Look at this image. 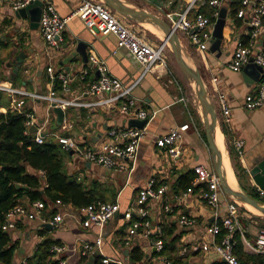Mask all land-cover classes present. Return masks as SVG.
I'll use <instances>...</instances> for the list:
<instances>
[{
    "label": "crops",
    "instance_id": "0c3cea01",
    "mask_svg": "<svg viewBox=\"0 0 264 264\" xmlns=\"http://www.w3.org/2000/svg\"><path fill=\"white\" fill-rule=\"evenodd\" d=\"M39 1L43 6L47 3L52 4L61 17H69L79 3L78 0ZM121 1L130 8L150 12L165 21L167 13L181 11L185 7V4L179 0H164L161 6L155 4L157 0ZM236 1L220 0L217 8L218 13L221 9L226 10L221 53L218 57L216 53L212 54L209 51V47L206 51H199L190 43L187 36L178 35V37L187 62L196 69L205 85L217 117V127L220 131L221 126L225 128L226 135L221 131L219 138L224 144L229 159L228 169L233 183L250 197L255 195L264 200V195L259 194L262 190L254 183L249 173L252 162L264 157V108L252 111L243 108L245 97L253 94L260 84L264 83V73L259 75L257 81H253L250 76L243 73L247 64L239 72H232L228 68L236 43L247 45L249 42L250 27L246 19H238L236 14L232 13ZM212 11L205 0H200L190 12L189 18L193 19L196 12L209 16ZM16 12L9 5L0 3V86L11 87L20 92L11 96L0 90L3 95L0 114L4 115L7 110H11L13 101L23 100V108L31 110V114L36 118L35 127H42L44 140L55 142L53 136L59 131L58 135H67L80 147L85 148L97 147L105 140L106 132L111 128L129 127V122L135 118L122 115L118 109L119 103L100 104L109 99V95L87 94L90 85L97 79V72L89 68L88 57L92 51L106 63L112 76L124 84H135L132 95L138 107L154 115L146 122L144 126L146 136L140 142L134 159L127 162L126 170L105 169L83 161L72 151L63 150L64 173L82 182L88 189H97L104 196L106 203H116L120 210L102 227L83 228L81 225L83 216L79 208L65 203L63 206H57L54 201L48 205L43 204V208L39 210L33 206L34 202L31 203L27 198H23L17 205L20 212L11 220L14 228L5 231L8 232L11 243H17L12 264H21L29 257H33L37 245L46 239L57 241L56 246L65 248L63 253L53 254L52 257L53 260L65 264H102L103 259H108L109 264H164L162 259L167 260V256L156 250L153 244L155 238H146L140 232L129 236L130 223L123 218V212L133 207L138 191L150 179H154L158 187L164 186L166 189L159 200L148 202L149 221L153 227L160 225L163 228L161 237L163 242L175 240L174 255L181 257L185 264H224L216 258L212 249L203 251L202 246L210 242L205 232L206 228L221 222L232 200L220 191L218 211L215 216L213 209L201 197L206 191L205 185L193 186L192 191L186 193L187 188L192 186V181L185 190L179 184L180 178L185 174L191 175L196 165H202L208 171L214 172L212 155L206 143L202 111L200 113L189 105L187 99L189 84L186 78L181 76L183 80H179L171 66L172 63L169 64L167 61L166 67L157 65L151 72L141 76L140 66L125 50H120L115 56L112 55L116 47L113 36L94 35L81 20L75 17L68 20L59 48L52 49L44 42L40 33V19L36 26H31L28 18H16ZM120 18L126 25L133 26L128 24L125 18L121 16ZM136 23L144 29L136 28L139 34L145 36L152 45H158L147 37L145 31L155 39L161 38L143 26L144 23ZM78 42L87 45V62H83L75 52ZM250 49V58L264 54V18L260 32ZM16 58L20 62L17 70L13 63ZM48 67L52 68L54 75L66 76V90L58 80L61 89L54 91L53 80H50L47 73ZM175 67L177 71L180 70L178 66ZM14 70L15 74H13ZM214 78H217V82L213 81ZM51 91L55 93V98L73 100L83 105L71 106L63 110L64 116L60 124L57 123V117L51 110L48 122L44 124L49 103L45 100L33 99L31 95L48 96ZM219 92H223L227 98L229 108L227 117L223 115L217 101ZM49 122L54 124L55 131L45 134ZM63 123L69 125L64 131L61 129ZM185 124L189 127L177 142L181 156L174 160L165 150L156 146V140L166 135L173 127ZM237 142L242 143L239 149L236 146ZM227 145L233 149V161L230 159ZM232 164L236 166V173ZM165 207H168L169 211H166ZM238 212L239 229L231 237L233 238L237 232L240 246L237 247V243L233 240V252L237 253L241 264H259L257 255L260 254L248 250L245 242L254 243L258 231L264 228V217L253 214L241 206ZM57 213L63 216V221L59 226L53 227L49 222ZM181 215L194 219V225L180 226L178 219ZM45 225L50 226L51 231L47 230ZM223 234L224 231L221 236ZM97 238L101 239V244L95 248L94 253L87 258L81 257L80 247L85 243H94ZM134 248L143 254V258L139 262L132 263L130 256Z\"/></svg>",
    "mask_w": 264,
    "mask_h": 264
},
{
    "label": "built area",
    "instance_id": "2783aa9c",
    "mask_svg": "<svg viewBox=\"0 0 264 264\" xmlns=\"http://www.w3.org/2000/svg\"><path fill=\"white\" fill-rule=\"evenodd\" d=\"M36 0H0L10 6L14 11H19L25 8L28 4ZM185 4L181 11L170 12L166 14V22L174 33L177 35H185L190 43L199 51H206L209 47V41L212 38V27L218 18L217 8L220 5V0H205L206 4L212 8L209 16H205L201 12H196L193 19L189 18L190 12L196 7L200 0H179ZM78 5L74 12L69 17H61L54 6L50 3L45 4L41 10L39 29L44 42L52 49H58L61 41V36L65 30L66 24L71 17L78 18L83 22L85 27L94 35L113 36L116 40V47L112 51L115 56L120 50H125L126 53L140 66L141 76L151 72L155 66L166 67L167 57L163 52L169 49L168 43L165 41L158 45H152L145 36L139 34L134 26H128L120 18L118 14L112 11L103 0H78ZM241 7L236 12V18L246 19L250 27L249 42L247 45L238 42L228 64V68L232 72H239L248 63L251 57V49L255 38L258 36L262 21L264 18V0H241ZM254 63L264 68V54H257L252 57ZM89 68L97 72V79L87 90L88 95L107 94L109 99L104 100L100 104L107 105L109 103H119V112L124 116H132L135 119L145 120L146 122L153 118L154 113H148L138 107L136 99L132 95L135 84H124L109 72V69L104 61L91 51L88 57ZM47 73L50 80H59L62 83V88L66 90V76L64 74H53L51 67L47 68ZM86 74V73H85ZM217 82V78L213 79ZM0 90L9 95L19 94L20 92L11 87L0 86ZM33 99L48 101L44 124H47L49 111L54 107H60L65 110L71 106H82L73 100H63L55 98V93L51 91L48 96L31 95ZM217 101L222 109L223 115H229L227 98L223 92H219ZM24 101H13L11 110L22 113ZM97 105V104H96ZM243 108L248 111L264 108V83H261L258 89L245 97ZM27 121L25 126L27 130L36 125V118L33 114H25ZM43 124V125H44ZM188 124L173 127L166 135L160 136L156 140V146L165 150L167 154L174 160L181 156V151L177 142L181 139L182 134L188 129ZM69 128V125L63 123L61 129L64 131ZM41 128H37L34 133V141L38 144L44 142V136L41 133ZM146 136V129L126 127V128H111L106 132L105 140L94 148L80 147L77 142L67 135H56L55 142L61 149L72 151L74 154L83 159V161L101 166L105 169H114L123 171L127 169V162L132 161L135 157L136 150L140 142ZM237 148H241L242 143H236ZM194 179L186 193L192 191V187L196 185H205L206 191L201 195L206 204L213 209L214 215L217 216L219 205V192L221 190L219 179L215 172L208 171L202 165H196L193 168ZM43 177V172L39 173ZM165 187L156 185L154 179L147 181L145 186L140 189L134 199L133 207L128 208L123 212V218L130 223L128 235L134 236L140 234L146 238L154 237V247L159 253L163 251V228L160 225L152 226L149 221V211L147 204L149 201L159 200L165 192ZM260 195L264 192L260 191ZM57 206H63L64 203L60 200L54 202ZM33 206L37 209L43 208L42 202H34ZM239 207L240 204L232 201L227 207V214L221 220L206 228L205 232L209 236V243L202 246L203 251L212 249L216 258L223 261L224 264H241L233 253L234 242L231 235L239 229ZM169 211L168 207L164 208ZM83 220L81 225L83 228L91 226L102 227L108 223L120 210L118 204L106 202H97L95 204L79 208ZM20 212L19 207H14L5 214L6 223L1 226L2 231H8L14 228V223L11 221L15 218V214ZM63 221V216L59 213L55 214L49 224L53 227L59 226ZM195 221L185 215H181L178 219V224L183 227L194 225ZM222 231L224 234L221 236ZM101 244V239L97 238L94 243H85L80 247L79 254L83 258L94 253L96 247ZM248 250L255 254L264 256V228L258 231V234L253 244L245 242ZM65 251L63 246H53L51 252L53 254H61ZM164 264H170L168 260L162 259ZM102 264H109L108 259H103ZM21 264H27L23 261ZM59 264H65L60 262ZM122 264V263H118Z\"/></svg>",
    "mask_w": 264,
    "mask_h": 264
},
{
    "label": "trees",
    "instance_id": "16d2710c",
    "mask_svg": "<svg viewBox=\"0 0 264 264\" xmlns=\"http://www.w3.org/2000/svg\"><path fill=\"white\" fill-rule=\"evenodd\" d=\"M234 3L232 13L235 15L241 0ZM53 83L54 91L61 89L58 80L55 79ZM2 99L3 95L0 93V103ZM31 112L23 108L21 114L10 109L6 114H0V264H12L17 247L16 242L11 243L8 232L1 230L5 222V214L19 205L23 198H27L31 203L41 201L45 205L60 200L76 208L106 201L97 189H88L82 182L64 173L63 149L56 142L45 139L42 144H38L34 141V134L29 133L25 126L27 121L25 114ZM193 113L196 112L193 111ZM221 131L226 135L223 126ZM227 150L233 161L234 152L230 145H227ZM232 167L236 173V166L232 164ZM40 172H43V177L39 175ZM193 177L192 171L191 175L185 174L180 178L179 184L184 187V190ZM236 177L238 178V174ZM16 185L21 188L16 189ZM241 190L246 193L243 189ZM251 198L264 204L262 198L255 195H251ZM239 238L237 232L232 238L237 243V247L240 246ZM174 242V239L170 242L165 240L162 254L167 256L170 264H185L181 257L174 255ZM57 244L58 242L52 239L44 240L37 245L34 256L27 259V264H59V261L52 259L51 252V248ZM233 253L239 260L237 253ZM142 258L143 254L134 248L130 256L131 262H139ZM257 258L259 264H264L263 256L257 255Z\"/></svg>",
    "mask_w": 264,
    "mask_h": 264
},
{
    "label": "water",
    "instance_id": "95a60500",
    "mask_svg": "<svg viewBox=\"0 0 264 264\" xmlns=\"http://www.w3.org/2000/svg\"><path fill=\"white\" fill-rule=\"evenodd\" d=\"M103 1L112 11L116 12L119 16L138 23L150 24L163 33V41H165V43H168L172 55L175 59V62L179 67L181 73L194 87V92L197 96L202 111L207 147L212 155L214 172L219 179L221 190L230 200L235 201L239 204L241 203L242 205L248 204L255 208L257 211H259L264 217L263 204L248 196L240 188H237L236 190L232 189L227 183L226 174L223 171L222 153L215 144L217 117L199 73L186 60L185 51L178 35L172 31V29L169 27L168 23L165 20L155 14L140 9L130 8L125 5L121 0ZM150 1L153 2V0ZM157 1L158 2L155 4H158V6H161L164 2V0ZM42 7L43 3L39 0H36L28 4L25 8L17 11L15 13V16L16 18H28L31 22L30 25L36 26L40 19ZM225 16L226 10L221 9L218 18L216 19L213 25L211 33L212 38L209 41V51L212 54L216 53L217 57L221 53L220 46L223 41ZM86 49L87 45L85 43L78 42L76 44L75 52L82 58L83 62H87ZM18 60L19 59L16 58L13 61L16 68L15 70L20 67V62ZM15 70L13 71V74L16 73ZM251 70L253 71V73H249V71ZM243 73H245L247 76H250L253 81H257L260 77L259 75L264 73V69L261 66L255 64L253 58H250L247 65L243 69ZM52 111L57 117V123L60 124L64 116L63 110L60 107H54ZM145 124V120L135 119L129 122V127L144 128ZM36 130L37 128L33 126L28 129V132L35 133ZM249 173L254 183L264 192V157L257 158L252 162V168ZM15 187L16 189L21 188V186L19 185H16ZM44 227L47 230L51 231L50 226L45 225Z\"/></svg>",
    "mask_w": 264,
    "mask_h": 264
},
{
    "label": "rangeland",
    "instance_id": "374dc122",
    "mask_svg": "<svg viewBox=\"0 0 264 264\" xmlns=\"http://www.w3.org/2000/svg\"><path fill=\"white\" fill-rule=\"evenodd\" d=\"M127 20V19H126ZM129 23L128 24H131V25H133L134 27H136V28H138V29H141V30H144L142 27H139L140 25L139 24H137L136 22H132V21H129V20H127ZM133 23V24H132ZM142 26V25H141ZM143 26H145V25H143ZM146 27V26H145ZM146 32V35H147V37L148 38H150V40H154V42H157L158 44H160L161 42H163V37H160L161 39H155L154 37H152V35H150L149 33H148V31H145ZM181 37V36H180ZM181 39H182V37H181ZM184 40V39H183ZM163 54H164V56H166L167 57V62H169V64H171L172 63V68H173V70H174V72L176 71V74H177V76H178V78H179V80H181L182 79V77H184L183 76V74L181 73V71L179 70V71H177V69H176V67L175 66H177L176 65V62H175V60H174V57H173V55H172V52H171V50L170 51H168V49H166V50H164V52H163ZM173 64H174V66H173ZM175 74V73H174ZM182 76V77H181ZM185 78V77H184ZM183 80V79H182ZM186 81H187V83L189 84V87H188V91H187V99L189 100V105H191L193 108H196V110H198L200 113H201V108H200V104H199V102H198V99H197V97H196V94H195V92H194V87L191 85V83L186 79ZM50 123V122H49ZM55 126H54V124L53 123H50V124H48V128L46 129V131H45V134L47 133H53L55 130ZM60 130V129H59ZM58 134H60L59 133V131L56 133V135H58ZM53 140H55V136H53ZM225 153H226V150H225ZM226 155H227V153H226ZM228 157V156H227ZM228 163H229V159H228ZM229 165H230V163H229ZM232 170V169H231ZM240 206H241V208H244V206L240 203ZM253 214H255V213H253ZM256 215H258V214H256Z\"/></svg>",
    "mask_w": 264,
    "mask_h": 264
},
{
    "label": "bare ground",
    "instance_id": "6f19581e",
    "mask_svg": "<svg viewBox=\"0 0 264 264\" xmlns=\"http://www.w3.org/2000/svg\"><path fill=\"white\" fill-rule=\"evenodd\" d=\"M145 26H146V28L148 30H150L151 32H153L157 36H159V37H163L164 36L163 33L160 30L156 29L154 26H152L150 24H145ZM220 135H221V131H220L219 127H217L216 128V131H215V144L217 145L218 149L222 153V158H223V171L226 174V180H227L228 185L232 189L236 190L237 189V186L232 181L233 178H232L231 173H230V171L228 169V158H227V155L225 154L224 144H223L222 140L219 138ZM243 206L249 212L258 214L259 216H262L261 213L259 211H257L255 208H253L252 206H250L248 204H244Z\"/></svg>",
    "mask_w": 264,
    "mask_h": 264
}]
</instances>
